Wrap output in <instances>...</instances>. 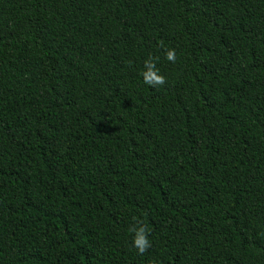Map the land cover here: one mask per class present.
Returning <instances> with one entry per match:
<instances>
[{"label":"trees","instance_id":"trees-1","mask_svg":"<svg viewBox=\"0 0 264 264\" xmlns=\"http://www.w3.org/2000/svg\"><path fill=\"white\" fill-rule=\"evenodd\" d=\"M0 264H264V0H0Z\"/></svg>","mask_w":264,"mask_h":264},{"label":"clouds","instance_id":"clouds-1","mask_svg":"<svg viewBox=\"0 0 264 264\" xmlns=\"http://www.w3.org/2000/svg\"><path fill=\"white\" fill-rule=\"evenodd\" d=\"M164 55L166 60L172 63L176 62L177 55L175 49H167ZM157 59L149 56L143 62L144 70L140 73L143 82L152 88L161 86L166 82L165 77L156 68ZM150 231L147 225L140 220H137L136 224L129 228V232L132 233V246L139 255H143L151 247L149 240Z\"/></svg>","mask_w":264,"mask_h":264}]
</instances>
